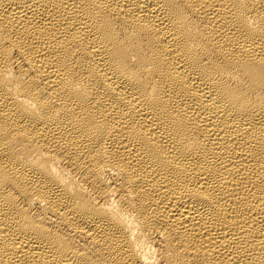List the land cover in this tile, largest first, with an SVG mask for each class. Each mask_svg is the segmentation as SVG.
I'll use <instances>...</instances> for the list:
<instances>
[{"label":"bare ground","instance_id":"bare-ground-1","mask_svg":"<svg viewBox=\"0 0 264 264\" xmlns=\"http://www.w3.org/2000/svg\"><path fill=\"white\" fill-rule=\"evenodd\" d=\"M0 264H264V0H0Z\"/></svg>","mask_w":264,"mask_h":264}]
</instances>
